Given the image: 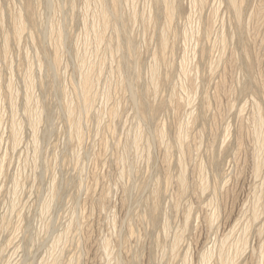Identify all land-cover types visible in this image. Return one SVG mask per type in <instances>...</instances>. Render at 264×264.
I'll list each match as a JSON object with an SVG mask.
<instances>
[{
  "label": "rangeland",
  "instance_id": "374dc122",
  "mask_svg": "<svg viewBox=\"0 0 264 264\" xmlns=\"http://www.w3.org/2000/svg\"><path fill=\"white\" fill-rule=\"evenodd\" d=\"M0 264H264V0H0Z\"/></svg>",
  "mask_w": 264,
  "mask_h": 264
},
{
  "label": "bare ground",
  "instance_id": "6f19581e",
  "mask_svg": "<svg viewBox=\"0 0 264 264\" xmlns=\"http://www.w3.org/2000/svg\"><path fill=\"white\" fill-rule=\"evenodd\" d=\"M232 1V0H231ZM230 2V1H229ZM168 4V3H167ZM234 7V6H233ZM237 7V6H236ZM235 7V8H236ZM233 10V9H232ZM239 10V9H238ZM238 10H236V11H238ZM104 12H106V11H104ZM104 12H103V15H104ZM237 13H239V12H237ZM241 13V12H240ZM106 15H107V12L105 13ZM101 15H102V13H101ZM239 15V14H238ZM105 16V15H104ZM21 21V20H20ZM21 26V25H20ZM258 111V110H257ZM257 114V113H256ZM260 116V115H259ZM260 127V126H259ZM79 136V135H78ZM262 136V134L260 135V137ZM259 138V137H258ZM260 139V138H259ZM183 177V176H182ZM181 179H183V178H181ZM182 183H184V182H182ZM258 213V212H257ZM257 215V214H256ZM190 217V216H189ZM227 239V238H226ZM230 256V255H229Z\"/></svg>",
  "mask_w": 264,
  "mask_h": 264
}]
</instances>
